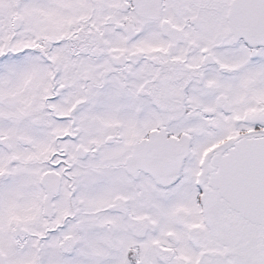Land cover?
I'll return each instance as SVG.
<instances>
[{
  "label": "snow or ice",
  "instance_id": "snow-or-ice-1",
  "mask_svg": "<svg viewBox=\"0 0 264 264\" xmlns=\"http://www.w3.org/2000/svg\"><path fill=\"white\" fill-rule=\"evenodd\" d=\"M0 264H264V0H0Z\"/></svg>",
  "mask_w": 264,
  "mask_h": 264
}]
</instances>
